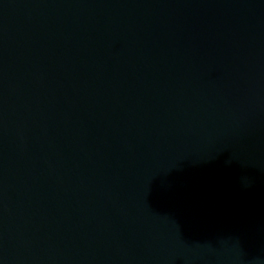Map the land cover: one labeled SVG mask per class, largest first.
Wrapping results in <instances>:
<instances>
[{"label":"water","instance_id":"water-1","mask_svg":"<svg viewBox=\"0 0 264 264\" xmlns=\"http://www.w3.org/2000/svg\"><path fill=\"white\" fill-rule=\"evenodd\" d=\"M0 264H264V0H0Z\"/></svg>","mask_w":264,"mask_h":264}]
</instances>
